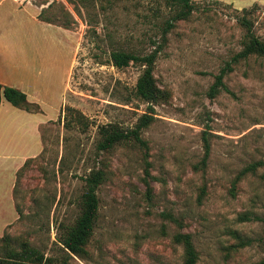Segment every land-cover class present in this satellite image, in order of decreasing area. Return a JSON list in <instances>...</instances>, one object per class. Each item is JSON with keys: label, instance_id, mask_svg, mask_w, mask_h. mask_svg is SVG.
Segmentation results:
<instances>
[{"label": "rangeland", "instance_id": "obj_1", "mask_svg": "<svg viewBox=\"0 0 264 264\" xmlns=\"http://www.w3.org/2000/svg\"><path fill=\"white\" fill-rule=\"evenodd\" d=\"M21 1L65 30L54 36L65 45L57 90L74 52L60 115L69 120L72 108L88 126L66 128L57 119L41 127L43 151L17 176L13 201L21 218L17 213L3 235L67 264H184L177 234L190 235L195 264H263L264 58L232 65L225 89L213 99L207 93L242 49L246 30L238 18L264 41V0L193 2L195 11L177 21L178 8L164 0ZM160 45L153 76L167 100L140 133L145 148L124 142L98 154L99 126L127 132L148 114L135 97L141 67L117 69L111 53L143 56ZM251 165L254 171L239 177ZM98 169L105 180L87 256L68 257L59 238L80 215L85 177Z\"/></svg>", "mask_w": 264, "mask_h": 264}, {"label": "crops", "instance_id": "obj_2", "mask_svg": "<svg viewBox=\"0 0 264 264\" xmlns=\"http://www.w3.org/2000/svg\"><path fill=\"white\" fill-rule=\"evenodd\" d=\"M191 1L237 7L236 0ZM38 15V10L27 2L0 0V86L23 92L27 101L39 105L42 111L28 113L3 98L0 101V237L17 219L13 201L17 172L43 151L41 127L58 119L73 63L74 52L62 89L57 90L56 70L65 45L54 36L65 30L40 21Z\"/></svg>", "mask_w": 264, "mask_h": 264}, {"label": "trees", "instance_id": "obj_3", "mask_svg": "<svg viewBox=\"0 0 264 264\" xmlns=\"http://www.w3.org/2000/svg\"><path fill=\"white\" fill-rule=\"evenodd\" d=\"M167 4L178 8V13L174 17V20L187 19L193 11H195V5L191 0H164ZM52 4L48 6L51 8ZM44 10H42L37 18L45 23L53 24L50 20L42 18ZM243 13H249L250 10L242 9ZM238 22L245 28V40L240 52L235 54L231 61L228 62L224 68H222L218 75L214 78V83L209 88L207 93L210 99L215 98L224 87V77L232 71V65L239 63L240 61H246L250 57L264 58V41L256 37L252 31V25L243 15L237 19ZM72 23H65L64 29H70ZM173 25L168 24L166 30H164L162 40H164V34L172 28ZM161 49V45L154 51L147 55L139 56L133 53L116 51L110 55L112 66L117 69H122L129 66L130 63L137 64L141 67L142 72L139 75L135 86V97L143 104L147 105L148 114H143L137 121L135 128L131 131L124 132L116 124H106L98 127V140L95 146L98 154L109 152L116 145L124 142H134L140 148H145V142L142 141L140 133L143 129L149 126L154 120V107L167 100V94L160 89L153 76V68L157 59L158 53ZM4 99L10 103L13 107L23 110L28 113H41L39 105L30 103L27 101L26 95L14 88L7 86H0V101ZM69 120H66V115L58 118V121L65 120L64 127L68 128L74 124L82 129L87 128V119L78 111L68 108ZM203 149L204 155L202 163L209 157L210 144L208 139L203 137ZM27 160L24 165L17 172L24 170L29 161ZM255 166L251 165L244 168L239 177L244 176L248 172L254 171ZM16 176V181H17ZM105 180V173L98 169L92 170L89 175L84 179L85 192L81 199L80 215L77 217L73 226L65 230V232L59 238L58 243L61 245L63 251L68 257H76L79 260H85L87 256V245L90 237L92 236L94 227L96 225L99 214V199L96 195L97 189L100 184ZM16 186V182H15ZM15 191V187H14ZM13 191V195H14ZM19 218H21L20 212L17 209ZM264 233V230H263ZM177 244L181 245L184 250V264H195L197 261V255L195 248L192 244L190 235L177 234L174 237ZM0 264H67L66 261H57L53 257H45L38 249L32 247L25 241H19L13 239L7 235H3L0 238ZM264 264V260H263Z\"/></svg>", "mask_w": 264, "mask_h": 264}]
</instances>
